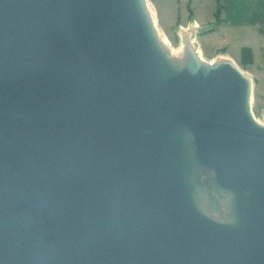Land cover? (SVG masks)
I'll return each mask as SVG.
<instances>
[{"label":"water","instance_id":"obj_1","mask_svg":"<svg viewBox=\"0 0 264 264\" xmlns=\"http://www.w3.org/2000/svg\"><path fill=\"white\" fill-rule=\"evenodd\" d=\"M148 3L0 0V264H264L252 80Z\"/></svg>","mask_w":264,"mask_h":264},{"label":"rangeland","instance_id":"obj_2","mask_svg":"<svg viewBox=\"0 0 264 264\" xmlns=\"http://www.w3.org/2000/svg\"><path fill=\"white\" fill-rule=\"evenodd\" d=\"M147 1L156 8L157 30L173 47L179 48L183 33L190 31L207 61L230 59L251 78L252 112L264 122V24L248 28L251 32L237 26L222 30L226 21L221 0ZM194 23L199 27L194 28Z\"/></svg>","mask_w":264,"mask_h":264},{"label":"crops","instance_id":"obj_3","mask_svg":"<svg viewBox=\"0 0 264 264\" xmlns=\"http://www.w3.org/2000/svg\"><path fill=\"white\" fill-rule=\"evenodd\" d=\"M221 4L222 17L226 21L222 30L237 26L251 32L252 26L264 24V0H221Z\"/></svg>","mask_w":264,"mask_h":264},{"label":"bare ground","instance_id":"obj_4","mask_svg":"<svg viewBox=\"0 0 264 264\" xmlns=\"http://www.w3.org/2000/svg\"><path fill=\"white\" fill-rule=\"evenodd\" d=\"M147 11H148V14L149 16L151 17L152 19V23L153 25L156 23L157 21V11H156V8L153 7L150 3H148L147 5ZM194 28L195 27H199V25L197 23H194ZM157 35H158V38L160 40V43L163 47V49L165 50V52L167 53V55L169 56V58L176 64L180 65L184 62V55H183V49H184V43L182 42L181 46L179 48H175L173 47L170 42L168 41V39L166 38V36H163V34L161 32H158L157 31ZM197 42H195V53L196 56L202 60V61H205V57H204V52L202 50V48L200 46H198L196 44ZM215 61V60H213ZM212 62V61H210ZM264 123V122H262ZM230 197H228L227 199L223 200V205L222 207L219 209V211H222V210H225L228 206V201H229ZM200 200V204L202 206V208L208 212L209 214H211L212 216L214 217H217L221 220H228V218L226 217H223L221 218L218 214L214 213L216 211V209H214V206H213V203L208 199V197L205 195V193H201V196L199 198ZM225 201V202H224Z\"/></svg>","mask_w":264,"mask_h":264},{"label":"trees","instance_id":"obj_5","mask_svg":"<svg viewBox=\"0 0 264 264\" xmlns=\"http://www.w3.org/2000/svg\"><path fill=\"white\" fill-rule=\"evenodd\" d=\"M247 48L244 49V51L246 50Z\"/></svg>","mask_w":264,"mask_h":264}]
</instances>
